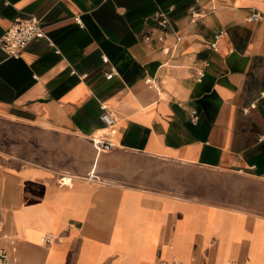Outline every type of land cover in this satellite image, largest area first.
Segmentation results:
<instances>
[{
    "label": "crops",
    "instance_id": "crops-1",
    "mask_svg": "<svg viewBox=\"0 0 264 264\" xmlns=\"http://www.w3.org/2000/svg\"><path fill=\"white\" fill-rule=\"evenodd\" d=\"M30 17L47 37L19 58L0 50V120L57 135L67 164L0 146L12 264H264L263 215L168 184L169 173L264 181V0H0V37ZM102 105L117 124L98 154Z\"/></svg>",
    "mask_w": 264,
    "mask_h": 264
},
{
    "label": "rangeland",
    "instance_id": "rangeland-1",
    "mask_svg": "<svg viewBox=\"0 0 264 264\" xmlns=\"http://www.w3.org/2000/svg\"><path fill=\"white\" fill-rule=\"evenodd\" d=\"M28 138L34 140L35 143L42 142L43 144L41 146L34 145L27 140ZM48 141L58 143L55 156L48 155ZM64 141L66 144L70 143L69 139H65ZM63 145L64 143L55 134L38 128H25L5 120H0V146L6 149L17 150L26 156H34L44 163L50 157L55 164L64 165L67 162L64 161L61 154ZM124 158H129V156L125 155ZM177 175L178 173H169V187L184 191L186 195L196 194L197 190H199L201 199L230 204L231 206L246 205L250 212L264 216V181L241 176H222L214 173H183L182 176ZM191 179L199 183V188L196 187L195 183L192 185L188 182ZM227 181L231 183V187H219V185ZM233 184L246 189L247 192L242 194L237 193L236 189L238 187H232Z\"/></svg>",
    "mask_w": 264,
    "mask_h": 264
},
{
    "label": "built area",
    "instance_id": "built-area-1",
    "mask_svg": "<svg viewBox=\"0 0 264 264\" xmlns=\"http://www.w3.org/2000/svg\"><path fill=\"white\" fill-rule=\"evenodd\" d=\"M199 11H193V19L201 17ZM262 18L260 13L252 15L249 20L256 21ZM77 22L82 25V20L76 18ZM159 29L163 32L159 36V40L163 41L165 34L171 28L170 19L165 14L157 16ZM47 37L45 27L41 21L36 17L18 18L14 21L6 33L0 37V50L6 52L9 56L14 58L21 57L22 53L27 49L28 45L37 39H45ZM151 35L145 36V40H151ZM107 60L106 58H104ZM115 71L107 74L109 79L113 78ZM203 76V73H200ZM147 83H153L152 79H147ZM101 119L106 124V131H98L91 139L98 154L109 152L115 146L117 114L106 105H102ZM197 119V115L195 116ZM92 178V177H91ZM65 183V177L62 178ZM50 237H48V240ZM0 264H12L10 255L7 250L0 249Z\"/></svg>",
    "mask_w": 264,
    "mask_h": 264
},
{
    "label": "bare ground",
    "instance_id": "bare-ground-1",
    "mask_svg": "<svg viewBox=\"0 0 264 264\" xmlns=\"http://www.w3.org/2000/svg\"><path fill=\"white\" fill-rule=\"evenodd\" d=\"M66 182L70 184L72 183V179L66 178Z\"/></svg>",
    "mask_w": 264,
    "mask_h": 264
}]
</instances>
